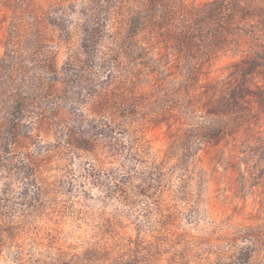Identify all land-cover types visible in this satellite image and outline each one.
<instances>
[{"label": "rangeland", "instance_id": "1", "mask_svg": "<svg viewBox=\"0 0 264 264\" xmlns=\"http://www.w3.org/2000/svg\"><path fill=\"white\" fill-rule=\"evenodd\" d=\"M0 264H264V0H0Z\"/></svg>", "mask_w": 264, "mask_h": 264}]
</instances>
